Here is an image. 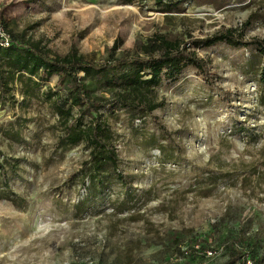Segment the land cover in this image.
I'll return each mask as SVG.
<instances>
[{"label":"rangeland","instance_id":"1","mask_svg":"<svg viewBox=\"0 0 264 264\" xmlns=\"http://www.w3.org/2000/svg\"><path fill=\"white\" fill-rule=\"evenodd\" d=\"M248 21L245 39H264V0H0V26L14 40L39 41L52 57L74 43L91 65L130 57L155 34L187 43ZM193 50L230 102L189 66L163 77L154 98L165 106L152 116L119 103L100 110L119 169L98 159L83 170L91 153L84 141L57 147L65 135L58 108L69 105L57 75L6 79L0 264H224L228 244L241 240L252 264H264V238L256 241L264 224V58L254 46ZM132 70L79 78L92 98L117 99Z\"/></svg>","mask_w":264,"mask_h":264},{"label":"trees","instance_id":"2","mask_svg":"<svg viewBox=\"0 0 264 264\" xmlns=\"http://www.w3.org/2000/svg\"><path fill=\"white\" fill-rule=\"evenodd\" d=\"M131 1V0H130ZM162 4L163 0H157ZM250 25L246 22L240 31L229 29L205 39H191L190 42L180 43L170 41L161 34H155L148 38L145 43L136 42L130 57L110 59L100 65H91L84 61L79 54L75 44L71 45L69 53L64 57H52L49 49L43 47L39 41L26 38L14 40L9 48L0 47V101L6 99L7 80L24 84L27 79L40 78L46 75L47 78L57 75V85L67 86L68 107L58 108L61 119L64 123L65 135H63L57 147L63 145H77L85 142V147L91 150L90 159L83 164V170L90 165H96L98 159H102L109 166L119 169L118 151L115 145L110 143V131L104 125L100 110L110 108L117 103L125 108L141 110L148 115L165 106L164 102H157L154 98L156 88L161 84L163 77L173 79L185 68L194 66L205 82L218 92L221 100L230 102L229 93L216 85L218 78L211 70V63L197 54L193 48L201 46L211 47L219 43H226L232 47H250L259 49L264 58V39H245L244 30ZM11 34V33H10ZM119 43H115L113 50H117ZM133 68L129 73L123 75L122 94L117 99H97L90 96L88 87L79 78L80 73L88 77H100L108 72L118 73L127 68ZM118 91H112L114 95ZM65 106V105H64ZM78 115L74 116V109ZM85 114H96L93 123L88 126L82 124V117ZM3 178H6V169L0 166ZM76 176L67 180L68 182ZM122 183L128 185L127 180L120 171ZM264 238V224H261L257 233L256 241ZM227 260L224 264H237L253 260L251 246L244 240L233 241L228 244Z\"/></svg>","mask_w":264,"mask_h":264},{"label":"built area","instance_id":"3","mask_svg":"<svg viewBox=\"0 0 264 264\" xmlns=\"http://www.w3.org/2000/svg\"><path fill=\"white\" fill-rule=\"evenodd\" d=\"M12 36L10 34V32H8V30L3 27V26H0V47L2 48H9L11 47V45L13 44V41H12ZM195 249H199L198 246H195ZM196 252V251H195ZM191 253V250L190 251H186V254H190ZM246 264H252V261L251 260H248L246 261Z\"/></svg>","mask_w":264,"mask_h":264}]
</instances>
